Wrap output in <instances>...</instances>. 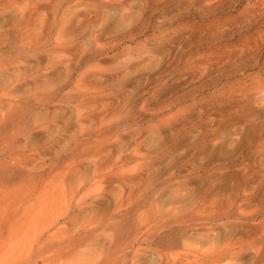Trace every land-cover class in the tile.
I'll return each instance as SVG.
<instances>
[{"label":"rangeland","instance_id":"374dc122","mask_svg":"<svg viewBox=\"0 0 264 264\" xmlns=\"http://www.w3.org/2000/svg\"><path fill=\"white\" fill-rule=\"evenodd\" d=\"M173 260L264 264V0H0V264Z\"/></svg>","mask_w":264,"mask_h":264},{"label":"bare ground","instance_id":"6f19581e","mask_svg":"<svg viewBox=\"0 0 264 264\" xmlns=\"http://www.w3.org/2000/svg\"><path fill=\"white\" fill-rule=\"evenodd\" d=\"M103 134H104V132H103ZM100 143V142H99ZM101 145L100 146H102V143H100ZM99 148V147H98ZM91 150V149H90ZM89 150V151H90ZM92 151V150H91ZM82 153L84 152V153H86L87 154V151H86V149H83V151H81ZM93 152V151H92ZM100 152V149L99 150H97L96 151V153H92L93 155H92V157L94 158V160L92 159V160H90V163L92 162H95V163H97V162H100V161H97L96 162V156H97V153H99ZM81 153V159L83 160L84 158H83V156H84V154H82ZM101 153V152H100ZM79 156V155H78ZM85 160V159H84ZM103 164V163H102ZM95 167H96V171H95V173H94V175H93V177H92V180L94 181V180H96L98 177H100L101 176V178H103L102 176H103V172H102V170H101V164H99V165H97V164H95ZM101 172V173H99V174H97L98 172ZM97 174V175H96ZM112 175L113 174H109V175H107V177H105L104 178V181H103V183L105 182V181H110V179L111 180H113V178L114 177H112ZM114 180H116V179H114ZM112 182V181H111ZM107 182H105L104 184H106ZM109 183V182H108ZM110 184V183H109ZM170 212V211H169ZM174 212V211H173ZM166 213V212H165ZM165 213H163V216H164V214ZM172 213V212H171ZM168 214V213H167ZM173 214V213H172ZM172 214H170V215H172ZM175 215H176V213H175ZM179 215V214H178ZM181 215V214H180ZM189 214H187V216H188ZM163 216L161 217V218H163ZM167 215L165 214V217H166ZM177 216V215H176ZM172 217V216H171ZM180 217V216H179ZM193 217H195V216H193ZM192 217V219H190V220H187L186 221V219L185 220H178V219H176V220H178L179 222V225L177 226V225H175V224H177V222L174 224L177 228H174V229H172V230H170L169 232V234H167V235H164V236H162L163 237V240L165 239V238H168V240H167V247L170 249V248H172V247H174L175 245H177L178 244V238H179V233H180V231L183 229L184 231H185V228H183V226L184 225H186V224H189L190 222H192L193 223V220L195 221L196 219L195 218H193ZM182 218V217H181ZM217 218H219V217H217ZM173 219H174V216H173ZM182 219H184V218H182ZM202 219V218H201ZM210 219V218H209ZM161 220H163V219H161ZM175 220V221H176ZM206 220V219H205ZM211 220H212V218H211ZM171 221V220H170ZM197 221H198V218H197ZM217 221V220H216ZM172 222V221H171ZM171 222L170 223H167L168 225L170 224L171 225ZM207 222V221H206ZM212 222H214V221H212ZM208 223V222H207ZM163 224V223H162ZM173 224V223H172ZM192 225V224H191ZM195 225V224H194ZM198 225V224H197ZM186 226H188L189 227V225H186ZM167 227H169V226H167ZM146 228V227H145ZM173 228V227H172ZM136 229V228H135ZM134 229V230H135ZM170 229H171V227H170ZM138 230V229H137ZM157 230V229H156ZM187 230V229H186ZM166 230H164L163 232H165ZM134 232V231H133ZM179 232V233H178ZM181 232H183V231H181ZM137 232L135 231V234H136ZM146 233H148L147 232V229H146ZM165 233H167V232H165ZM134 234V233H133ZM141 234V233H140ZM157 234V233H156ZM129 235H130V233H129ZM137 235V234H136ZM147 235V234H146ZM151 235H153V234H151ZM138 236H139V234H138ZM154 236H155V234H154ZM153 236V237H154ZM161 236V235H160ZM161 237V238H162ZM186 237V236H185ZM151 238V237H150ZM184 238V237H183ZM142 239V238H141ZM146 239V238H145ZM144 239V241H149L148 239H146L145 240ZM181 240H182V238H180ZM139 240V239H138ZM139 241H142V240H139ZM181 242V241H180ZM147 243V242H146ZM182 243V242H181ZM159 245V244H158ZM178 245H180V244H178ZM237 245H238V243H237ZM241 245V244H240ZM239 246V245H238ZM178 247V246H177ZM228 247V246H227ZM235 247V246H234ZM230 248H232V247H230ZM237 248V247H236ZM215 249V248H214ZM218 249V248H217ZM224 249H225V247H224ZM223 249V250H224ZM234 251H235V249H233ZM233 250L231 249L229 252H226V251H224V252H226V253H224L223 252V255H219L220 256V258L217 260V262H221L223 259H225L226 257L227 258H230V257H228V255H230V254H232L233 253ZM240 250H241V248H240ZM239 250V251H240ZM247 250V249H246ZM212 251H214L213 249L211 250V252ZM215 251H216V249H215ZM214 251V252H215ZM218 251V253H216V255H218L219 254V250H217ZM238 251V252H239ZM231 252V253H230ZM161 253V252H160ZM230 253V254H229ZM211 253L209 252V255H210ZM234 254V253H233ZM187 255H189V253L187 254ZM191 255V254H190ZM209 255H207V256H209ZM212 255H213V253H212ZM215 255V254H214ZM213 255V256H214ZM211 256V255H210ZM218 256V257H219ZM238 256V254L236 255V257ZM200 257V256H199ZM215 257V256H214ZM235 257V259H237ZM176 258V257H175ZM184 258V257H183ZM186 258V257H185ZM184 258V259H185ZM208 258V257H207ZM213 258V257H212ZM180 259V258H179ZM184 259H180V260H182V261H184ZM234 259V258H233ZM176 260V259H175ZM178 260V259H177ZM180 260L179 261H172L171 263L170 262H167V264H183V262L181 261L180 262ZM212 260V259H211ZM258 261V260H257ZM257 261L255 262L256 264H257ZM264 261V260H263ZM190 262V261H189ZM258 262H260V261H258Z\"/></svg>","mask_w":264,"mask_h":264}]
</instances>
